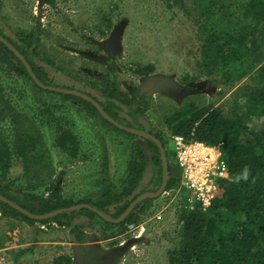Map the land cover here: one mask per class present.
<instances>
[{
	"label": "rangeland",
	"instance_id": "obj_1",
	"mask_svg": "<svg viewBox=\"0 0 264 264\" xmlns=\"http://www.w3.org/2000/svg\"><path fill=\"white\" fill-rule=\"evenodd\" d=\"M206 1L193 5L194 0H0V31L16 44L37 35L33 61L49 87L73 88L104 102L112 74L118 98L114 101L125 113L129 108L123 102L144 97L137 125L161 136L178 185L181 171L174 163L170 136L177 134L180 121L218 109L245 118L248 133L264 135V116L246 102L258 85L252 73L264 64L262 32L249 36L246 29L252 25L242 31L235 27L237 38L247 34L246 60L207 74L201 50L209 31L204 12L211 9L203 5ZM238 22L233 20L239 26ZM28 42L33 44L31 38ZM8 66L0 61L2 79L10 84L7 89L4 85L5 104L0 102L2 166L5 160L10 164L8 173L0 165L1 187L36 211L65 204H72L71 210L81 209L87 205L83 201L102 199L105 189L123 191L133 149L136 156L143 154L144 171H139L134 189L127 186L132 193L122 201L131 205L147 192L151 196L136 205L135 222L128 224L106 222L98 214L77 217L73 222L84 234L83 244L68 227L29 223L0 205V264H56L60 259V264H171L172 252L182 243L180 202L164 193L155 195L161 187L155 183L160 169L151 163L155 150L142 140L135 148V138L115 131L99 117L86 116L71 99L43 92L27 79L16 77L15 83L5 79L7 74L13 76ZM250 66L251 73L233 80ZM189 104L195 109L177 113ZM125 118L119 115L120 120ZM69 130L81 147L75 155L56 144L60 131ZM116 207V203L105 206L115 215Z\"/></svg>",
	"mask_w": 264,
	"mask_h": 264
},
{
	"label": "trees",
	"instance_id": "obj_2",
	"mask_svg": "<svg viewBox=\"0 0 264 264\" xmlns=\"http://www.w3.org/2000/svg\"><path fill=\"white\" fill-rule=\"evenodd\" d=\"M194 4H196V0H194ZM203 5L210 6L211 9L208 12H204V19H206L205 22L209 25V31H207L201 46L204 68L207 74L211 75L221 71L222 67L232 62L241 63L243 61L242 59L246 60L247 56L243 55L245 50L243 47L247 34L250 36L252 32L258 31L260 33L262 32V37H264V0H207ZM227 6L228 9H226ZM236 19L239 21V26L233 23V20ZM224 23L227 25L224 28L225 30H223ZM245 23L247 24L245 25ZM249 25H252L254 28H247V34L244 32L245 37H241V34L238 35V38L235 36L239 33L233 32L237 30L235 27H239L240 31H242L244 26L249 27ZM225 32L226 34H224ZM0 34L2 36L4 35L1 31ZM36 36V34L27 36L23 44H16L12 41L10 43L27 59L33 72L43 84L50 86L45 81L46 76L42 70L35 66V62L33 61V56L38 52L37 49L39 46V40L35 39ZM29 38L33 40V44L28 42ZM7 39L8 41L10 40L9 38ZM0 61L6 65L8 64V68L12 71L13 76L10 75L11 79L8 74L5 79L12 80L14 83L16 77L17 80L27 79L37 89H40L30 78L22 62L2 42H0ZM252 69L253 66L248 67L245 71L233 78V80L240 79L244 75L251 73ZM146 70L148 69L144 71ZM3 73L5 75L2 69L0 72L1 105L2 103L5 104L4 101L6 100L4 85L6 89L10 85L2 79ZM251 77L258 85L256 86L257 89L255 87L256 90H252L253 95L246 102L248 105L249 103L251 104V109L259 110L257 113L264 116V64L258 71L252 73ZM114 78L112 74L109 75V86L106 89L107 94L104 93L103 95L104 102H99L103 112L106 116H111L113 118L112 120L123 127L143 131L144 129L138 126L136 121L143 115L144 109L142 110L141 107L145 105L144 97L130 98L123 102L129 108V113H125L124 109L114 101L117 98V88ZM40 90L49 92L43 89ZM51 92L60 97L73 100L75 106H79L82 113L86 116L99 117L115 131L135 138L136 140L133 143L136 146L135 148L140 147L139 140L147 143L148 147H152L156 154L153 155V161L151 163H155L160 169L157 182L155 181V183L158 186L162 185L163 169L161 154L158 146L152 140L141 138L121 130L113 123H110L93 104L80 97L54 91ZM87 95L90 96V94ZM194 106V104H189L181 109H176V111L177 113H182L187 107L190 110H194ZM120 114H125L126 118L120 120ZM171 117L169 120H171ZM247 124L245 118L227 116L218 109H205L202 112H196L193 118L180 121L176 124L175 133L179 135L210 144L224 143L223 152L230 167V177L228 180L221 182L213 204L207 211L197 209L189 211L184 209L179 213L181 223L180 238L182 243L172 252L171 264H264V135L257 134L255 131L248 133ZM155 137L162 143L164 142L160 135H155ZM250 137H254V140ZM76 139V136L70 130L60 131L56 144L63 151L65 150L71 155H75L79 153V148L81 150L80 144ZM163 145L165 147V144ZM132 150L128 161L129 171L124 178L126 186L123 187V191L105 189L102 199H99L96 203L91 200L81 202L82 204L89 205L91 208L71 210L70 208L73 205L65 204L60 206L48 205L46 207L50 208L47 212L36 211L24 206L22 203L20 204L18 198L11 196L9 190L1 187V185L0 195L16 202L33 216L30 217L1 201L0 205L6 208V210L11 211L15 217L29 223L56 222L61 226L68 227L71 229V233L77 241L83 244L84 234L73 222L77 217L83 213L94 217L97 213L93 211V208L96 207V209L113 218H120L130 205L126 200L122 201L123 198H126V196L132 193V191L128 190L127 186L130 189L131 185L134 189L137 181H140L141 178L139 176L141 172L139 171H144L142 166L144 165L143 154L136 156ZM0 152L1 170L8 173L10 171V164L6 163L5 160L2 166L3 162L1 157L5 158L2 154L4 150H0ZM167 159H169L168 155ZM245 166L250 169L248 180L241 179L238 183L235 182V177L237 174H242ZM171 172L172 166L169 164V179L167 181L166 191L171 190L177 185L176 180L171 176ZM113 203H116L117 206V209H115L116 215L110 213L105 208L106 205ZM50 213H54L53 216L41 218ZM136 216L137 214L132 212L122 224L135 222L134 218ZM99 219L101 218L99 217ZM60 261L61 259L56 261V264H60Z\"/></svg>",
	"mask_w": 264,
	"mask_h": 264
},
{
	"label": "built area",
	"instance_id": "obj_3",
	"mask_svg": "<svg viewBox=\"0 0 264 264\" xmlns=\"http://www.w3.org/2000/svg\"><path fill=\"white\" fill-rule=\"evenodd\" d=\"M170 140L174 145V163L181 171V182L163 193L173 202H180V212L184 209L207 211L221 182L230 177L224 143L210 144L179 134L171 135Z\"/></svg>",
	"mask_w": 264,
	"mask_h": 264
},
{
	"label": "water",
	"instance_id": "obj_4",
	"mask_svg": "<svg viewBox=\"0 0 264 264\" xmlns=\"http://www.w3.org/2000/svg\"><path fill=\"white\" fill-rule=\"evenodd\" d=\"M0 42H2L9 50H11L13 52V54L22 62V64L25 66L28 74L30 75V78L33 80V82L41 89L43 90H49V91H54V92H58V93H63V94H68V95H74L77 97H80L88 102H90L91 104H93L100 112L103 116H105V118L110 121L111 123H113L115 126L119 127L121 130L130 133L132 135L141 137V138H145V139H150L152 140L159 148L160 150V154H161V160H162V169H163V183L159 189V191L155 194L156 196H160L166 189L167 187V181L169 179V163L167 160V153H166V149L163 145V143L155 136L149 134L148 132L145 131H141V130H137L134 128H127V127H123L122 125H120L119 123H117L116 121L112 120L110 117L106 116L105 113L103 112L101 105L99 103V101L95 100V98L83 93V92H79V91H75V90H68V89H60V88H54V87H49L45 84H43V82L36 76V74L33 72L31 66L29 65L27 59L21 54V52L14 46L12 45L6 38H4L1 34H0ZM151 196L150 192H147L143 195H141L136 201H134L129 208L123 213V215L118 219V220H113L110 216L106 215L105 213L96 210L93 208V211L97 212V214L103 218L104 220L110 222V223H122L123 221H125L129 215L132 213V211L134 210V208L136 207V205L146 199H148ZM0 201L9 205L10 207L19 210L20 212L32 217L33 215L30 214L27 210H25L24 208H22L20 205H18L17 203L7 199L6 197L0 195ZM82 208H91L89 207V205H82ZM53 216L48 214L45 215L41 218H49Z\"/></svg>",
	"mask_w": 264,
	"mask_h": 264
},
{
	"label": "clouds",
	"instance_id": "obj_5",
	"mask_svg": "<svg viewBox=\"0 0 264 264\" xmlns=\"http://www.w3.org/2000/svg\"><path fill=\"white\" fill-rule=\"evenodd\" d=\"M249 176H250V169L247 166H245L242 174H237V176L235 177V182L238 183L241 179L247 181Z\"/></svg>",
	"mask_w": 264,
	"mask_h": 264
},
{
	"label": "crops",
	"instance_id": "obj_6",
	"mask_svg": "<svg viewBox=\"0 0 264 264\" xmlns=\"http://www.w3.org/2000/svg\"><path fill=\"white\" fill-rule=\"evenodd\" d=\"M136 191H137V190H136ZM136 191H134L133 193L135 194Z\"/></svg>",
	"mask_w": 264,
	"mask_h": 264
}]
</instances>
